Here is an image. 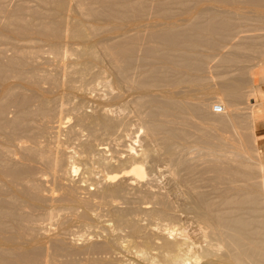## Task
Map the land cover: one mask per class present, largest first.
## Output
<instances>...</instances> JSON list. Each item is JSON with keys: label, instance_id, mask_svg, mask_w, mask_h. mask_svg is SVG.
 Here are the masks:
<instances>
[{"label": "bare ground", "instance_id": "obj_1", "mask_svg": "<svg viewBox=\"0 0 264 264\" xmlns=\"http://www.w3.org/2000/svg\"><path fill=\"white\" fill-rule=\"evenodd\" d=\"M255 20L264 0H0V264H264Z\"/></svg>", "mask_w": 264, "mask_h": 264}, {"label": "rangeland", "instance_id": "obj_2", "mask_svg": "<svg viewBox=\"0 0 264 264\" xmlns=\"http://www.w3.org/2000/svg\"><path fill=\"white\" fill-rule=\"evenodd\" d=\"M255 24L253 25V28H255V27H260V26H263L264 25V23H262V22H260V21H257V20H255ZM242 34H247V33H242ZM242 34H240V35H242ZM263 51H264V43H263ZM227 51V49H225V50H222V52H226ZM262 59H264V56H260V57H256V58H254V59H252L249 63H247L248 65H250L251 66V72H252V75H250V74H247V77H251L252 76V80H251V78H248V85H253V86H256V87H258V88H260L261 90H263L264 91V80H260L259 79V70H260V68L262 67V62H263V60ZM45 67H47L48 68V66L49 65H44ZM50 67V66H49ZM98 90H101V86L99 87L98 86V88H97ZM96 89V92H98V93H96V95L97 94H99V96L100 97H103V96H101V93H102V91H100V93H99V91ZM102 89H104V88H102ZM198 88H196V90H197ZM247 90V89H246ZM197 91H199V90H197ZM122 92V94L124 95H122L123 97H124V99H123V97H122V101L123 100H125L126 99V102L125 101H121V102H118L117 103V105H115V106H118V104H126L127 105V103L130 101V99L131 98H129V96H131V95H133L131 92H129V94L128 93H126V92H123V91H121ZM130 93H131V95H130ZM127 94H128V96H127ZM131 97H133V96H131ZM213 97V96H212ZM210 98L209 100L211 101L210 103H209V105H210V107L208 106V108L209 109H211V107H212V105L213 104H215V103H218V104H220V102L217 100V98H215V96L213 97V98ZM252 97V96H251ZM127 98H129V99H127ZM253 99H254V97H252ZM253 99H251L250 97H248V102H253ZM260 101L257 99V101L256 102H254V109H256V110H261L262 111V113L261 112H257V114H256V117H257V128H256V130H255V134H258V135H261V137H259L258 138V140H257V148L259 149V150H261V153H264V110H262V107H263V109H264V100L263 101H261L260 103H259ZM122 104V105H123ZM257 104H260V106H257ZM119 105V106H120ZM121 105V106H122ZM263 105V106H262ZM120 106V107H121ZM124 106V105H123ZM243 108H246V105L244 104V106H243ZM127 109V110H126ZM129 110V112H127ZM124 111V114H126L127 113V115L130 113V111H131V108H129V107H126L125 106V109L123 110ZM133 114V113H132ZM131 113H130V116L132 115ZM127 115H125L126 117H127ZM134 116V115H133ZM135 117V116H134ZM69 117H67V118H65L62 122V125L61 126H63V130L65 129H67L66 127H68L69 125H71L72 123L70 122V120H72V119H68ZM128 118H130V119H128ZM127 119H128V121L130 122V124H129V122H128V127L132 124V122H134V123H136L134 120H136V118H134V120H133V117L131 116V117H128ZM68 120H69V122H68ZM132 122H131V121ZM65 123V124H64ZM68 123H71V124H69L68 125ZM137 124V123H136ZM136 124L133 126V124H132V126H130V128H129V130H128V132L130 131V129H133V130H136L135 132L136 133H132V135L133 136H137V135H139V137L137 136V138H140V136H142V130L141 129H143L141 126H139V129H138V125L139 124H137V126H136ZM67 125V126H66ZM64 126H66L65 128H64ZM141 127V128H140ZM132 130V132H134ZM142 131V132H141ZM62 134H63V132L61 133V138H63V136H62ZM84 136V135H83ZM82 137V136H81ZM85 137V136H84ZM84 137H83V139H84ZM142 138V137H141ZM82 139V138H81ZM135 139V138H134ZM140 140L141 139H139L138 140V142H140ZM137 144V143H136ZM140 144V143H139ZM262 160H263V162H264V155L262 154ZM159 164V163H158ZM157 164V165H158ZM163 164V163H162ZM161 163L159 164L162 168L163 167H165L166 165L165 164H163V165H165V166H163ZM158 165V166H159ZM158 166H155L156 168V172L154 171V168H153V170L152 171H154V172H152L151 171V173L153 174V178L151 177V176H149V178H152V181H156V180H154V174H155V177L156 178H158V179H161L157 184L158 185H160L161 184V186H158V188L160 187H162V185H164L163 186V188L164 187H170L171 185L170 184H172L173 183V180H172V178H171V176H169L168 174H169V170L167 171L165 168H161L160 166V168L158 167ZM161 169V170H159V169ZM161 173V174H156V173ZM151 174V175H152ZM164 174V175H163ZM160 175V176H159ZM158 176V177H157ZM162 176V177H161ZM169 176V177H168ZM77 176H75V178H76ZM161 177V178H160ZM164 177H167V178H164ZM170 178H171V180H172V183H170L171 181H170ZM155 182H153V184H156ZM168 183H170V184H168ZM167 184V185H166ZM166 185V186H165ZM169 185V186H168ZM159 188V190H161ZM163 188H162V190H163ZM84 191H81V193H83ZM82 195V194H81ZM51 221H49V223L50 224H48V220H45L43 223H45L46 225H47V227H49V229H50V231H52V233L53 232H55L56 230L58 231V226L56 225V224H54L56 221H54V220H57L56 218H55V216H54V219L52 220V219H50ZM44 225V224H43ZM74 225V226H73ZM76 225V226H75ZM98 224H96V226H97ZM52 226V227H51ZM78 226H79V224H78ZM94 226L95 225H93V229H92V227L90 226V228L92 229V230H94L95 228H94ZM99 226V225H98ZM79 227H82V226H79ZM79 227H77V224H71V226H69V228H68V230H67V232H70V233H67V234H72V233H75V235H81V234H83V235H85L84 234V232H86L87 233V231H86V229L88 230V229H90V228H88L89 226H83L82 227V229L81 228H79ZM54 228H56V229H54ZM79 228V229H78ZM85 228V229H84ZM97 229H98V227H96ZM48 229V228H47ZM90 229V230H91ZM73 230V231H72ZM90 230H88V231H90ZM92 230H91V232H92ZM49 231V232H50ZM56 231V232H57ZM48 232V233H49ZM79 232V233H78ZM81 233V234H80ZM121 234H123V232L121 233ZM87 235V234H86ZM85 235V236H86ZM89 235V236H88ZM88 237H90V234L88 233ZM92 235V234H91ZM72 236V235H71ZM71 236H69V237H71ZM86 236V237H87ZM93 237H95L94 235H93ZM93 237L91 236L90 238L91 239H93ZM100 237H102L101 239H103V236L102 235H100ZM100 237L99 236H96V239H98V241H100L99 239H100ZM81 239V238H80ZM95 239V240H96ZM77 241V244L78 243H83V241L84 240H82L81 239V241H79V240H76ZM79 244V245H80ZM122 254V253H121ZM120 254V258H121V260L122 261H124V260H128V262H131L132 264H133V262L135 263V264H141L140 263V261L138 260V259H136V258H134L133 256H131V255H129V254H127L126 253V256L125 255H121ZM118 256H119V254H118ZM119 258V259H120ZM135 259V260H134ZM126 260V261H127ZM130 260V261H129Z\"/></svg>", "mask_w": 264, "mask_h": 264}, {"label": "built area", "instance_id": "obj_3", "mask_svg": "<svg viewBox=\"0 0 264 264\" xmlns=\"http://www.w3.org/2000/svg\"><path fill=\"white\" fill-rule=\"evenodd\" d=\"M212 112H214V113H221V112H222V107H221V105H219V104H214V105L212 106Z\"/></svg>", "mask_w": 264, "mask_h": 264}, {"label": "crops", "instance_id": "obj_4", "mask_svg": "<svg viewBox=\"0 0 264 264\" xmlns=\"http://www.w3.org/2000/svg\"><path fill=\"white\" fill-rule=\"evenodd\" d=\"M256 128H257V123H256ZM256 128H255V130H256ZM258 137H261V135H258V134H256ZM261 151V150H260Z\"/></svg>", "mask_w": 264, "mask_h": 264}]
</instances>
